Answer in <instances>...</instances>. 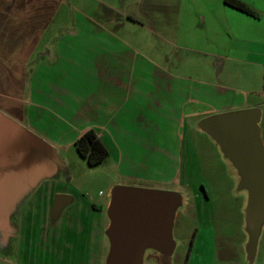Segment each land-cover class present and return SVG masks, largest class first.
I'll return each mask as SVG.
<instances>
[{"label": "crops", "instance_id": "0c3cea01", "mask_svg": "<svg viewBox=\"0 0 264 264\" xmlns=\"http://www.w3.org/2000/svg\"><path fill=\"white\" fill-rule=\"evenodd\" d=\"M240 1L256 16L225 3L228 9L222 7L221 19L211 8L203 14L198 11L203 15L200 31L206 34L199 33L192 41L184 20L173 22L169 16L154 15L155 7L149 4L146 17L152 29L132 14H117L118 10L99 0H0V111L48 141L53 154L64 145H74L92 129L122 171L121 177L160 185L178 180L182 156L188 148L191 151L184 143L186 126L193 124L199 129L207 117L258 110L264 145V4L261 0ZM99 6L112 16L101 17ZM184 12L179 10L178 18ZM118 15L121 19H116ZM225 15L241 21L249 37L240 39L229 24L226 33L222 26ZM172 26L179 29L174 35L176 48L218 56L215 67L222 71L225 61L238 64L245 71L248 89L187 80L178 69L168 70L140 51L136 44L139 28L164 39L156 28L168 30ZM252 28L259 33L251 35ZM222 38L230 40V45L220 51ZM231 41H241L242 45ZM145 157L155 159L148 162ZM15 171L17 186L0 183L10 196L0 213V264H38L31 248L34 243L38 253L57 248L56 230L57 235L81 238L86 264H101L109 199L103 206L79 200L55 184L38 187L36 165L23 175ZM3 175L11 174L3 171ZM57 195H67L71 202L52 220L50 210ZM33 201L40 209L38 240L31 226L32 214L22 210Z\"/></svg>", "mask_w": 264, "mask_h": 264}, {"label": "rangeland", "instance_id": "374dc122", "mask_svg": "<svg viewBox=\"0 0 264 264\" xmlns=\"http://www.w3.org/2000/svg\"><path fill=\"white\" fill-rule=\"evenodd\" d=\"M253 1L259 3V0ZM99 3L109 4L112 9L118 10L117 14H132L141 25L148 28L152 25L147 20L146 8L148 4L153 5L154 15H160L162 18L163 15L169 16L173 22L177 19L184 20V26L192 35V41L199 37V33L206 34L204 30L200 31L203 15L201 16L198 11L203 14L206 13L207 8H211L212 14L221 19L222 7H225L222 0H99ZM261 4H264V1L261 0ZM99 7L101 17L109 19L112 16L103 6ZM162 9L165 11L161 12ZM225 9L228 8L225 7ZM179 10H185L181 18L177 16ZM198 15H200L199 18ZM115 16L116 14H113L114 18ZM123 16L126 19V15ZM116 19H121L120 15ZM193 20L197 23L194 24ZM228 24L240 39L249 37L241 21L225 15L222 26L226 33H228ZM252 29L254 31H251V35L259 33L258 29ZM178 30L173 26L168 30L159 29L158 31L156 28V33L164 38L159 39L139 28L136 44L142 53H147L166 69L181 71L187 80H202L219 86L248 89L245 71L238 64L225 61L226 67L222 71L215 67L218 56L176 48L174 45L177 41L174 40V35ZM165 40H169L170 44ZM221 40L220 51H223L230 45V40L227 38ZM231 42L234 44L238 42L235 46L242 45L241 41ZM190 45L194 46L192 43ZM260 124L262 127V123ZM184 138L186 139L184 143L190 145L191 151L188 148L187 154L182 156L183 164L178 180L168 185L121 177L122 171L118 170L116 163L110 157H107L100 166L91 168L78 155L74 145H64L58 148L56 154L53 152L40 154L33 151L24 154L16 166L7 168L8 173L11 174L9 177L0 174V183L17 186L18 181L13 175L16 172L15 168L19 170V175H23L24 170L36 165L38 187L46 189L47 185L55 184L59 188H65L79 200L87 199L94 204L102 203L103 206L109 199L112 186L142 187L174 192L182 197L183 204L177 210L172 227V253L166 257L158 250L146 247L141 264H264V226L256 240L255 250L250 248V236L246 223L249 194L243 188V175L239 167L230 158L228 152L205 131L197 129V125L195 128L193 124L187 125L184 129ZM42 140L49 144L48 141ZM145 159L151 162L155 157H145ZM7 191L8 189L0 186V213L4 212L7 197H10ZM27 205L22 210L32 214L31 226L38 240L39 203L33 201ZM12 211L11 209L9 214ZM106 222H108L107 215L104 223ZM58 235L56 230L53 237L58 242L55 240L54 245L57 248L54 250L38 253V245L34 243L31 255L38 259V264H86L84 260L86 253L80 250L81 238L70 234L65 237V233ZM104 247L101 264H105L109 250L107 238Z\"/></svg>", "mask_w": 264, "mask_h": 264}, {"label": "water", "instance_id": "95a60500", "mask_svg": "<svg viewBox=\"0 0 264 264\" xmlns=\"http://www.w3.org/2000/svg\"><path fill=\"white\" fill-rule=\"evenodd\" d=\"M260 113L255 109L228 112L203 119L198 127L213 138L236 163L248 191L246 212L250 248L264 226V145L260 137ZM46 154L48 143L0 111V165L18 162L28 152ZM71 202L67 195L54 198L50 217L56 220ZM182 197L170 191L116 186L106 209L109 242L105 264H141L146 247L170 256L172 227Z\"/></svg>", "mask_w": 264, "mask_h": 264}, {"label": "trees", "instance_id": "16d2710c", "mask_svg": "<svg viewBox=\"0 0 264 264\" xmlns=\"http://www.w3.org/2000/svg\"><path fill=\"white\" fill-rule=\"evenodd\" d=\"M224 3L242 13L256 16L252 9L240 0H224ZM74 147L78 155L91 168L100 166L108 157V151L92 129L79 136L74 142Z\"/></svg>", "mask_w": 264, "mask_h": 264}, {"label": "flooded vegetation", "instance_id": "af4514ba", "mask_svg": "<svg viewBox=\"0 0 264 264\" xmlns=\"http://www.w3.org/2000/svg\"><path fill=\"white\" fill-rule=\"evenodd\" d=\"M18 162H19V160H18ZM18 162H11V163H4V164H2V165H0V174H3V171H8V167L9 166H16L17 164H18ZM19 173V172H18ZM19 175V174H18ZM21 175V174H20Z\"/></svg>", "mask_w": 264, "mask_h": 264}]
</instances>
